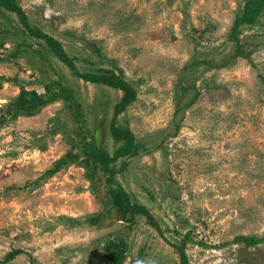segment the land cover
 <instances>
[{
  "label": "rangeland",
  "instance_id": "obj_1",
  "mask_svg": "<svg viewBox=\"0 0 264 264\" xmlns=\"http://www.w3.org/2000/svg\"><path fill=\"white\" fill-rule=\"evenodd\" d=\"M243 1L18 0L31 24L61 41L80 69L93 66L87 60L115 61L136 88L137 99L118 115L119 123L151 146L161 137L164 143L129 158L117 177L149 208L163 236L140 214L130 230L115 212L98 226L59 220L99 212L105 193L101 182L96 196L76 165L42 177L71 149L77 126L59 100L33 116L0 122V258L23 249L5 264H108L101 243L116 234L129 243L123 264H136L141 248L144 264H179L172 243L189 229V264H264V242L248 248L232 242L237 234L264 233V13L239 35L248 58L211 68L194 60L219 61L232 51L228 35ZM2 27L11 31L0 48V75L8 78L0 87V118L19 86L43 91L60 79L82 104L85 137L93 134L111 152L118 144L109 125L122 92L75 77L47 51L41 56L29 47L11 57L23 28L16 14L0 10ZM191 83L200 94L172 135L179 88ZM60 124L61 131H51Z\"/></svg>",
  "mask_w": 264,
  "mask_h": 264
},
{
  "label": "trees",
  "instance_id": "obj_2",
  "mask_svg": "<svg viewBox=\"0 0 264 264\" xmlns=\"http://www.w3.org/2000/svg\"><path fill=\"white\" fill-rule=\"evenodd\" d=\"M0 10L14 13L17 16L18 22L22 25L23 34L21 40L13 46L9 55L17 57L21 52L28 53V48H33L39 55H43L44 51L50 52L65 66L71 73L82 79L85 82H90L96 85L107 86L122 92L118 101L113 106V115L110 120L109 133L113 141L118 144L110 152L106 148L99 146L95 136L92 134L90 140L85 137L82 131V112L81 102L78 101L74 89L66 85L62 80L55 79L43 85V91L35 89H26L23 85L19 86L20 90L16 96L2 106L3 115L0 122L7 120H15L19 116H33L37 114L43 107L56 101H63L64 105L72 110L71 118L74 119L76 127L73 128L74 136L70 138L71 149H68L62 156L54 160L52 165L46 169L42 177H50L56 172L67 168L69 165H76L84 169V176L89 181L90 190L98 196L99 183L103 182L104 186V206L99 212L87 215L85 219L65 215L59 218L64 224L74 227L87 223L89 225L98 226L107 219L112 217L115 212L117 216L123 220L124 227L131 229L136 221L137 215H143L146 222L156 228L163 236V230L159 225V221L150 212L149 208L133 198L131 194L124 188L119 181L117 174L122 172L126 167L128 159L138 156L142 153L148 154L155 148H162L164 137H161L159 142L151 146L148 141H140L136 138L131 129L125 125H121L118 121V115L126 110V108L137 99V90L134 85L125 78L123 69L118 66L115 61L107 60L109 66H101L93 63L92 60H87L93 66L86 69H80L76 64L77 57L70 55L63 47L61 41L42 31L36 25H32L28 15L18 0H0ZM264 13V0H244L241 7L237 10L230 28L228 41L231 43L232 51L225 58L217 61L216 59L209 60L208 58H195L196 63H202L208 68L224 67L231 63V59L237 56L248 58L250 50L246 49L245 44L241 42L239 35L243 28H250L258 23ZM9 28H0V48L4 46L5 37L10 36ZM9 34V35H8ZM36 40L33 42L32 40ZM256 47V45L254 46ZM96 51L100 54V49ZM3 58L0 56V61ZM101 61L100 59L98 60ZM97 65V66H96ZM96 66V67H95ZM4 75H0V87L3 81H7ZM191 97L187 102L183 103L184 98L189 95ZM200 92L193 83L189 85H181L179 95L176 100L177 106L174 110V133L181 127V119L186 107H190L198 98ZM178 114H181L177 118ZM55 126V125H54ZM65 124L55 126L51 131H61ZM63 131V130H62ZM65 132V131H64ZM44 149V144L41 146ZM76 149V151H73ZM187 222L186 220H184ZM51 229V228H50ZM191 229L182 234L177 242L172 243L179 257V264H189L186 254V245L192 242ZM101 243V249L105 252V259L108 264H123L127 258L129 243L123 235L116 234L113 237L107 235ZM165 239V238H164ZM166 240V239H165ZM167 241V240H166ZM230 241H225L220 245H227ZM232 242L241 243L244 248L256 247L264 242V233L260 236L255 234H237ZM199 243H203L199 241ZM143 248L140 249L136 264H144ZM23 249L19 247L11 248L2 258L0 264H5L13 260L18 254L22 253ZM150 264V263H149Z\"/></svg>",
  "mask_w": 264,
  "mask_h": 264
}]
</instances>
